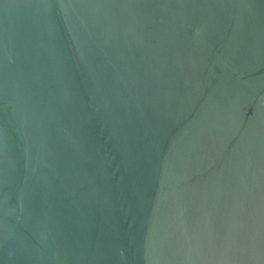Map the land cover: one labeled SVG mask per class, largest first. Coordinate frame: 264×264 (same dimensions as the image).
I'll list each match as a JSON object with an SVG mask.
<instances>
[{"label": "water", "instance_id": "water-1", "mask_svg": "<svg viewBox=\"0 0 264 264\" xmlns=\"http://www.w3.org/2000/svg\"><path fill=\"white\" fill-rule=\"evenodd\" d=\"M0 264H264V0H0Z\"/></svg>", "mask_w": 264, "mask_h": 264}]
</instances>
